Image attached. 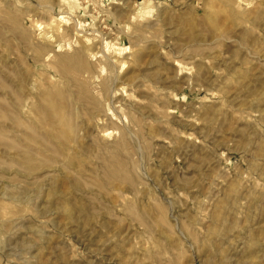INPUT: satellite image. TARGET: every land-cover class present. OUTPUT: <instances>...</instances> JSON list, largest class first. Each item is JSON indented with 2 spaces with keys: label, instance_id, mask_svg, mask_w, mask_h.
Segmentation results:
<instances>
[{
  "label": "rangeland",
  "instance_id": "374dc122",
  "mask_svg": "<svg viewBox=\"0 0 264 264\" xmlns=\"http://www.w3.org/2000/svg\"><path fill=\"white\" fill-rule=\"evenodd\" d=\"M0 264H264V0H0Z\"/></svg>",
  "mask_w": 264,
  "mask_h": 264
},
{
  "label": "bare ground",
  "instance_id": "6f19581e",
  "mask_svg": "<svg viewBox=\"0 0 264 264\" xmlns=\"http://www.w3.org/2000/svg\"><path fill=\"white\" fill-rule=\"evenodd\" d=\"M146 7H148V6L146 5Z\"/></svg>",
  "mask_w": 264,
  "mask_h": 264
}]
</instances>
